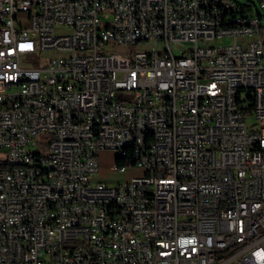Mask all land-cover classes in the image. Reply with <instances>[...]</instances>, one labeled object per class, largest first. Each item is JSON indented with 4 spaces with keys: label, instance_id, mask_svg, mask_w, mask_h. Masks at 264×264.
<instances>
[{
    "label": "built area",
    "instance_id": "1",
    "mask_svg": "<svg viewBox=\"0 0 264 264\" xmlns=\"http://www.w3.org/2000/svg\"><path fill=\"white\" fill-rule=\"evenodd\" d=\"M5 156L0 264H264V0H0Z\"/></svg>",
    "mask_w": 264,
    "mask_h": 264
},
{
    "label": "rangeland",
    "instance_id": "2",
    "mask_svg": "<svg viewBox=\"0 0 264 264\" xmlns=\"http://www.w3.org/2000/svg\"><path fill=\"white\" fill-rule=\"evenodd\" d=\"M239 3H247L249 1H255L257 0H236ZM255 7V5H253ZM18 16L19 18L23 21L24 24H28V19H27V12L26 11H18ZM231 38L227 37L223 40H217V42L221 43L220 41L223 42H228L230 41ZM200 42H203L202 40ZM193 44L192 41L189 40H181L178 41L174 46H173V51L175 53H180L181 49L188 48ZM155 44L152 41H140V42H129V43H122V42H110L109 45H107L103 51L104 52H110L113 50L117 51H123L127 53H134L137 50H147L149 48H152ZM159 45V44H158ZM45 57H48V55H53L55 54V51H46L43 52ZM246 121L249 125L253 124L256 122L254 126L260 125L263 120H258L256 118V115L254 112H250L246 114ZM42 136L46 135L45 133H41ZM115 153L112 150H102L99 155H98V161H99V175H102L104 178H106L110 184H115L117 182L122 181L125 178V174L123 173H113L110 170V165L115 161Z\"/></svg>",
    "mask_w": 264,
    "mask_h": 264
},
{
    "label": "bare ground",
    "instance_id": "3",
    "mask_svg": "<svg viewBox=\"0 0 264 264\" xmlns=\"http://www.w3.org/2000/svg\"><path fill=\"white\" fill-rule=\"evenodd\" d=\"M217 8H226V0H217ZM228 14H236V7H228ZM89 81L99 82V75L97 73H89ZM148 137H156V128H148ZM131 147L135 151H142L141 139H134L133 137H125L122 141V150H130ZM115 160H123L124 152L115 151ZM18 167L23 166V159H16L15 156H5L0 158V167ZM222 209H230V201H222Z\"/></svg>",
    "mask_w": 264,
    "mask_h": 264
},
{
    "label": "trees",
    "instance_id": "4",
    "mask_svg": "<svg viewBox=\"0 0 264 264\" xmlns=\"http://www.w3.org/2000/svg\"><path fill=\"white\" fill-rule=\"evenodd\" d=\"M118 161V163H121L119 160H117Z\"/></svg>",
    "mask_w": 264,
    "mask_h": 264
}]
</instances>
